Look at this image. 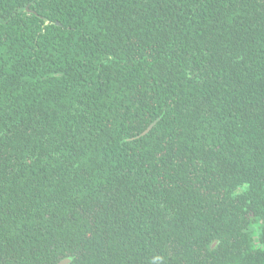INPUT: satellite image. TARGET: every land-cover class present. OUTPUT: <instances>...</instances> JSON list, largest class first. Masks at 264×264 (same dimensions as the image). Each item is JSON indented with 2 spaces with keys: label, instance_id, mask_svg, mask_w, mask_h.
Listing matches in <instances>:
<instances>
[{
  "label": "trees",
  "instance_id": "16d2710c",
  "mask_svg": "<svg viewBox=\"0 0 264 264\" xmlns=\"http://www.w3.org/2000/svg\"><path fill=\"white\" fill-rule=\"evenodd\" d=\"M264 264V0H0V264Z\"/></svg>",
  "mask_w": 264,
  "mask_h": 264
},
{
  "label": "water",
  "instance_id": "95a60500",
  "mask_svg": "<svg viewBox=\"0 0 264 264\" xmlns=\"http://www.w3.org/2000/svg\"><path fill=\"white\" fill-rule=\"evenodd\" d=\"M68 261V259H63L60 262H58L57 264H65Z\"/></svg>",
  "mask_w": 264,
  "mask_h": 264
}]
</instances>
